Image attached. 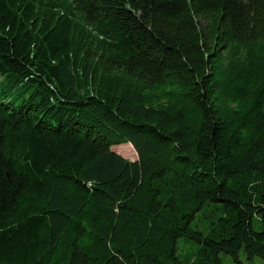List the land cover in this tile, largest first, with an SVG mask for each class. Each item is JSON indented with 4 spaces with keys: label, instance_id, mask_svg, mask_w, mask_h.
Masks as SVG:
<instances>
[{
    "label": "trees",
    "instance_id": "trees-1",
    "mask_svg": "<svg viewBox=\"0 0 264 264\" xmlns=\"http://www.w3.org/2000/svg\"><path fill=\"white\" fill-rule=\"evenodd\" d=\"M254 258L264 0H0V264Z\"/></svg>",
    "mask_w": 264,
    "mask_h": 264
},
{
    "label": "rangeland",
    "instance_id": "rangeland-1",
    "mask_svg": "<svg viewBox=\"0 0 264 264\" xmlns=\"http://www.w3.org/2000/svg\"><path fill=\"white\" fill-rule=\"evenodd\" d=\"M114 146L113 150L122 155L123 157L127 158V159H130V160H135L137 159V155L135 153V151L132 149V147L128 144H125V145H122V146H118L116 147ZM189 244L185 246V241L184 240H180L178 242V254L181 256V257H184L185 255L187 254H190V248H189ZM253 262L255 264H264V262L262 260H260L259 258H254L253 259ZM228 263V262H227Z\"/></svg>",
    "mask_w": 264,
    "mask_h": 264
}]
</instances>
